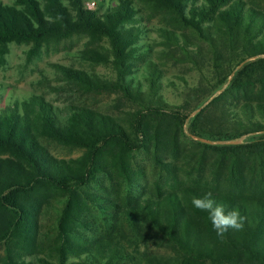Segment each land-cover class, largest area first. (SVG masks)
Here are the masks:
<instances>
[{"label": "trees", "instance_id": "1", "mask_svg": "<svg viewBox=\"0 0 264 264\" xmlns=\"http://www.w3.org/2000/svg\"><path fill=\"white\" fill-rule=\"evenodd\" d=\"M156 12L154 49L142 40ZM76 34L91 40L80 56L114 75L52 63L67 81L55 91L115 93L124 107L5 95L0 83V264H264V7L0 0V53L11 41L32 42L33 56L46 39ZM167 62L190 64L196 82L165 81ZM167 87L178 102L166 99ZM48 141L81 152L60 157ZM207 192L240 212L242 230L216 236L191 204Z\"/></svg>", "mask_w": 264, "mask_h": 264}, {"label": "rangeland", "instance_id": "2", "mask_svg": "<svg viewBox=\"0 0 264 264\" xmlns=\"http://www.w3.org/2000/svg\"><path fill=\"white\" fill-rule=\"evenodd\" d=\"M252 1L264 7V0ZM154 14L147 23L149 30L142 41L151 42L154 45V49H156L161 47L159 44L160 36H158L156 27L160 26L163 20L158 12ZM88 41L91 40L84 34H76L59 39L48 38L41 44L38 52L33 56L29 54L32 42H9L7 50L4 53H0V83L4 86L2 92L6 95L11 88L20 97L27 96L32 92L42 93L55 104L63 105L66 102H78L93 106L101 111L117 113L118 109L123 108L124 105L123 102L118 100L115 93L92 91L66 97L63 92H57L54 89V87L65 86L67 81L52 63H61L85 69L88 72H95L104 78L113 77L114 71L111 65L93 63L80 56V50ZM100 42L105 44L102 39ZM153 59H155L154 56ZM138 66L142 67L143 64L139 62ZM189 66L190 64L188 63L172 64L171 62H167L163 64L165 71L163 79L165 80L166 78L168 80L169 78L179 82L176 76L183 74L188 83L193 84L196 82L198 74ZM142 70L141 68L136 72L137 77H140L143 73ZM172 90L170 87H167L163 90V94L168 101L178 102L179 97ZM184 143L190 145L188 142ZM47 146L55 155L60 157L68 158L76 156L81 152L79 149L63 146L52 141H48ZM146 165L147 167L150 166L149 159L146 161ZM142 250L143 248L141 247L140 251ZM126 264L133 263L128 262Z\"/></svg>", "mask_w": 264, "mask_h": 264}, {"label": "clouds", "instance_id": "3", "mask_svg": "<svg viewBox=\"0 0 264 264\" xmlns=\"http://www.w3.org/2000/svg\"><path fill=\"white\" fill-rule=\"evenodd\" d=\"M191 204L194 209L207 213V218L211 223L216 236L223 238L229 230L240 231L244 227V217L236 209L225 211L223 205L217 204L212 198V193L207 192L203 196L193 197Z\"/></svg>", "mask_w": 264, "mask_h": 264}, {"label": "water", "instance_id": "4", "mask_svg": "<svg viewBox=\"0 0 264 264\" xmlns=\"http://www.w3.org/2000/svg\"><path fill=\"white\" fill-rule=\"evenodd\" d=\"M246 60L248 59H245L243 62H241L238 67L244 63ZM231 77V76H230ZM220 91V90H218ZM212 97L208 98L205 102H203L202 105H200L198 108L194 109L190 115H193L195 114L196 112H198ZM192 138L196 139V140H199V141H202V142H206V143H209V144H215V143H233V142H237V141H240V140H210V139H206V138H203V137H200V136H197V135H193V134H190L188 133Z\"/></svg>", "mask_w": 264, "mask_h": 264}, {"label": "built area", "instance_id": "5", "mask_svg": "<svg viewBox=\"0 0 264 264\" xmlns=\"http://www.w3.org/2000/svg\"><path fill=\"white\" fill-rule=\"evenodd\" d=\"M87 7L92 8L94 6V1H87Z\"/></svg>", "mask_w": 264, "mask_h": 264}]
</instances>
